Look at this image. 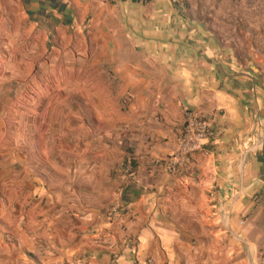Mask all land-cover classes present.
Wrapping results in <instances>:
<instances>
[{
	"label": "crops",
	"instance_id": "1",
	"mask_svg": "<svg viewBox=\"0 0 264 264\" xmlns=\"http://www.w3.org/2000/svg\"><path fill=\"white\" fill-rule=\"evenodd\" d=\"M62 29L117 121L75 157L0 150V264H264V0H0V87L36 86ZM186 112L212 137L170 174Z\"/></svg>",
	"mask_w": 264,
	"mask_h": 264
},
{
	"label": "rangeland",
	"instance_id": "2",
	"mask_svg": "<svg viewBox=\"0 0 264 264\" xmlns=\"http://www.w3.org/2000/svg\"><path fill=\"white\" fill-rule=\"evenodd\" d=\"M61 20L62 17L59 18L57 26H64L60 23ZM61 34L60 38L54 39L55 42L50 40L49 44L59 50L55 65L48 67L43 65L44 62L40 57L37 60L41 69L33 74L34 78L39 79L36 86H33L29 72L23 88L20 82L12 87H0V130H4L3 134L0 131V150L11 151L14 147L25 145L22 134L26 138V130H39L51 145L52 140L57 136L65 138L66 144L72 145V154L75 157L74 154L79 155L85 150L86 144H92L93 147L97 145L98 136L95 130H112L113 120L117 121L116 116L112 117L111 105L107 103L103 106V118L97 120L99 99L107 88L103 86L102 80L96 79L98 74L96 75L95 71H85L74 62L70 68L66 67L61 48L65 45L63 37L69 32L62 29ZM72 35L70 46L73 50H77L80 41L74 34ZM27 42L28 39L25 40L24 45H27ZM54 66L53 71L49 69ZM2 74L3 71H0V76ZM29 79H31L30 84ZM6 90L12 92L11 96L3 95ZM19 130L22 133L20 137ZM64 130L71 131L68 134ZM57 155L55 154L56 157ZM79 159L81 158H73V163L75 164ZM0 191H4L1 183Z\"/></svg>",
	"mask_w": 264,
	"mask_h": 264
},
{
	"label": "built area",
	"instance_id": "3",
	"mask_svg": "<svg viewBox=\"0 0 264 264\" xmlns=\"http://www.w3.org/2000/svg\"><path fill=\"white\" fill-rule=\"evenodd\" d=\"M150 0H139L141 3H147ZM212 137V132L207 119L186 112L184 115L183 127L180 139L175 150L165 162V169L170 174L178 173L184 163L193 154L201 152L209 139ZM130 168L127 166L125 173L129 174ZM118 208L112 206L109 210V217L113 218L117 215ZM153 264L152 261L149 262Z\"/></svg>",
	"mask_w": 264,
	"mask_h": 264
},
{
	"label": "trees",
	"instance_id": "4",
	"mask_svg": "<svg viewBox=\"0 0 264 264\" xmlns=\"http://www.w3.org/2000/svg\"><path fill=\"white\" fill-rule=\"evenodd\" d=\"M131 166H132V168H134V164H132Z\"/></svg>",
	"mask_w": 264,
	"mask_h": 264
}]
</instances>
